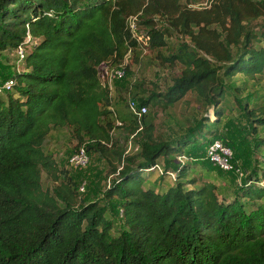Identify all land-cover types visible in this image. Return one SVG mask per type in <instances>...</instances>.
I'll list each match as a JSON object with an SVG mask.
<instances>
[{"label":"trees","instance_id":"trees-1","mask_svg":"<svg viewBox=\"0 0 264 264\" xmlns=\"http://www.w3.org/2000/svg\"><path fill=\"white\" fill-rule=\"evenodd\" d=\"M188 3L0 0V53L25 52L16 56L22 69L0 80H14L0 96V264H264V177L257 165L230 200L218 198L213 181L185 184L195 182L188 178L193 155L202 152L208 162L209 143L224 141L213 128L228 90L241 94L249 80L264 77V23L253 25L264 18V0H209L201 9ZM172 35L188 42L165 57L183 68L163 93L147 96L139 83L113 93L103 87L102 63L117 67L140 47L159 52ZM237 74L247 79L242 86L232 80ZM189 91L216 119L202 117L176 139L156 134V113L147 106L170 107ZM259 97L264 93L239 102L254 135L264 128ZM130 100L147 111L136 117ZM116 121L139 139L131 155L111 142ZM61 129L80 144L88 140L85 151L111 165L117 177L102 200L80 197L74 177L46 150L50 133ZM255 143L264 146V139ZM168 172L170 187L150 178H170ZM43 174L55 185L44 186ZM116 207L121 227L110 217Z\"/></svg>","mask_w":264,"mask_h":264},{"label":"rangeland","instance_id":"rangeland-1","mask_svg":"<svg viewBox=\"0 0 264 264\" xmlns=\"http://www.w3.org/2000/svg\"><path fill=\"white\" fill-rule=\"evenodd\" d=\"M182 1L184 2V0ZM187 5L193 9H201L209 7V0H190ZM156 19H158V27L164 25L160 18L157 17ZM263 23L264 18H259L253 22V25L254 27H261ZM182 41L188 42V39L180 35H172L168 38V44L161 47L159 52L143 47L130 52L122 64L123 67L125 65L124 75L114 80L111 93L114 92L117 85L122 87L129 86L132 83H139L146 91L147 96L152 92L163 93L168 86L172 85L174 78L181 74L183 68L179 63L171 64L169 61H165V57H168ZM16 56V52L0 53V80L3 77H10L14 71L22 69L23 65ZM232 80L235 85L242 86V82L247 79L242 74H237ZM256 82L255 80H249L248 84L244 86V90H241V94L228 90V101L225 102L224 100L220 105L222 108L221 121L213 128V134L217 131V136L214 137L221 136L231 148V162L235 171L223 170L218 165H213L209 160L206 162V159L200 157L202 152H197L193 157H197L198 160L189 161L194 168L188 178L195 179V182L193 184L185 183L187 187H196L204 181H213L219 185L217 189L218 198L221 199L225 196L230 200L233 197V188L241 184L244 176L253 170V166L257 165L260 180L263 179L264 146L260 145L257 148L255 142L256 137L264 139V128H259L257 135H254L251 132V123L248 117L239 109V102L243 103L248 99L252 101L253 97H258L264 93L262 90L264 89V77H261L258 83ZM4 95L0 94V96ZM124 98L126 100L128 95H124ZM257 101L262 103L264 99L259 97ZM147 107L148 111H155L156 113L155 133L162 135L167 140L176 139L187 133V126L195 125L202 117L206 116L210 122L216 119L212 107L209 106L205 109L194 97V92L191 91L187 92L170 107L164 109L158 106L152 108L150 105ZM249 107H252V105H249ZM88 142L86 140L85 143H78L76 139L69 135L66 129L53 130L47 138L45 148L51 152L58 165L74 177L81 191L80 197L102 200L105 189L117 177L111 173V165L108 161L99 157L94 149H90L87 152L89 161L86 165L74 166L69 162V157L73 151L80 147L85 148V144ZM111 142L117 150L131 155L135 152L134 148L138 145L139 139L135 136L131 137L123 128H115ZM189 151H192V147L189 148ZM113 163L116 162L113 161ZM142 174L144 175V173ZM150 178L152 182L156 183V186L161 182H164L163 185L168 187L175 183V181H172V177H160L155 174ZM42 182L47 187L55 185L52 177L46 174H43ZM146 185L144 183V186ZM101 202L103 203V201ZM110 217L115 220L117 227H121L120 225L123 223L121 209L116 207L111 211Z\"/></svg>","mask_w":264,"mask_h":264},{"label":"built area","instance_id":"built-area-1","mask_svg":"<svg viewBox=\"0 0 264 264\" xmlns=\"http://www.w3.org/2000/svg\"><path fill=\"white\" fill-rule=\"evenodd\" d=\"M130 26L132 27L133 31H135V24L133 22V19H130ZM137 40L141 39V36L138 35L136 37ZM142 40V39H141ZM16 55L18 56L19 60H22L25 52L22 49V47H19L16 50ZM123 64V63H122ZM121 65L117 67H112L108 63H102L99 66V78L100 82L103 85V87H106L109 92L111 93L113 89V82L116 80V78L122 77L124 75L125 65L124 67ZM14 80L12 78H9L8 80L4 81L0 84V94L5 93L6 91H10L13 87ZM129 110L133 115L136 117H140L143 113L147 111V107L145 105L137 106L133 100L129 101ZM122 123L120 121H116L114 127L121 125ZM111 130V134H113L114 129ZM133 135H131L132 137ZM130 148V147H129ZM136 150V148H134ZM88 153L85 151L83 147H80L77 152L75 151L69 158V161L74 166H84L88 163ZM205 157L213 164L218 165L221 169L230 171L234 170V166L231 162L232 157V151L231 148L225 144V142L221 139H213L209 145L206 148ZM186 159V157L182 156L179 158V160ZM159 171H161V167L156 166ZM171 177H174V174L172 172H168Z\"/></svg>","mask_w":264,"mask_h":264}]
</instances>
